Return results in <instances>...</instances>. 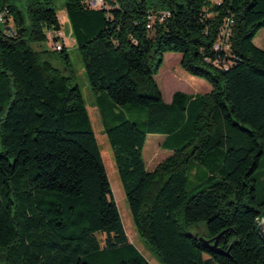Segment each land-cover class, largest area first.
Returning <instances> with one entry per match:
<instances>
[{"label": "trees", "instance_id": "obj_1", "mask_svg": "<svg viewBox=\"0 0 264 264\" xmlns=\"http://www.w3.org/2000/svg\"><path fill=\"white\" fill-rule=\"evenodd\" d=\"M105 2L25 0L24 14L0 0L14 30H0V264H150L126 234L82 92L53 64L69 71L70 56L46 46L62 31L60 10L137 234L163 264H264V50L254 43L264 0ZM167 53L211 91L166 103L155 76ZM119 106L145 113L132 120ZM153 134L171 154L149 171ZM197 165L208 171L189 190ZM201 224L203 233L188 231Z\"/></svg>", "mask_w": 264, "mask_h": 264}, {"label": "rangeland", "instance_id": "obj_2", "mask_svg": "<svg viewBox=\"0 0 264 264\" xmlns=\"http://www.w3.org/2000/svg\"><path fill=\"white\" fill-rule=\"evenodd\" d=\"M20 10L26 14L25 0H14ZM58 8H62L64 0H53ZM58 16L62 22L61 34L48 33L49 42L46 45L51 50H55L56 43L63 44L70 56L71 66L70 70L66 71L64 65L60 59H53V64L57 69L63 71V73L69 77L74 78L75 83L79 86L87 108L89 110L90 118L93 124V128L96 134V138L101 149L103 161L107 170V174L110 180L113 198L118 207L126 234L132 244L146 257L150 264H163L154 252L150 249L146 241L140 237L135 229L132 214L129 209L128 201L126 199L124 189L119 178L118 170L114 160L113 150L109 143L108 137L105 134L103 122L98 109V98L92 92L84 68L83 62L77 48L75 39L72 35L71 25L69 23L67 12L60 10ZM13 26V21L10 23ZM6 25L0 21V30H5ZM58 37L57 40L55 38ZM254 43L264 50V29H262L254 40ZM260 44V45H259ZM31 47L35 50H40V44L33 43ZM179 53H167L164 55V63L161 66L158 74L155 76L156 82L159 84L162 95L165 99H168L176 91L184 92L190 95H205L211 91V86L203 79L193 77L185 72L180 66ZM108 107V106H107ZM110 107H108V110ZM116 111V110H115ZM117 111L127 115L129 119L138 120L144 115V110L139 108H131L130 106H119ZM163 135H148L146 145L144 148V159L147 169L154 170L155 167L167 158L171 152L161 148V144L164 140ZM220 158L215 163L219 164ZM206 169L197 165L189 173L188 176V189L191 190L199 182L200 179L206 174ZM205 172V173H204ZM257 176L260 180L264 179V158L261 161V166L258 169ZM206 230L205 224H201L191 227L188 231L191 233H203ZM99 238H103V234H98Z\"/></svg>", "mask_w": 264, "mask_h": 264}, {"label": "built area", "instance_id": "obj_3", "mask_svg": "<svg viewBox=\"0 0 264 264\" xmlns=\"http://www.w3.org/2000/svg\"><path fill=\"white\" fill-rule=\"evenodd\" d=\"M216 1L220 2L221 0H216ZM84 2H85V4L87 5L88 8L94 9V10H98V9H102V8H107L108 7L106 2H105V0H84ZM150 19H151V21H150V23L148 25V28H151L153 26L155 20H156L155 17H152ZM0 21H1V23L6 24L5 20H4V17L2 15H0ZM4 31L8 35H13L14 34V30H13V27L11 25H10V27L6 28ZM54 45H55L54 49L57 50V51H60L63 48L62 44H60V43H56Z\"/></svg>", "mask_w": 264, "mask_h": 264}, {"label": "water", "instance_id": "obj_4", "mask_svg": "<svg viewBox=\"0 0 264 264\" xmlns=\"http://www.w3.org/2000/svg\"><path fill=\"white\" fill-rule=\"evenodd\" d=\"M258 230H259V233L260 235L264 238V220H262L258 226ZM200 241L206 243V244H209L208 241H206L204 238H200ZM218 247V244H217V241L214 243V245L212 246V249L213 250H216L218 253H223L220 249L217 248Z\"/></svg>", "mask_w": 264, "mask_h": 264}, {"label": "crops", "instance_id": "obj_5", "mask_svg": "<svg viewBox=\"0 0 264 264\" xmlns=\"http://www.w3.org/2000/svg\"><path fill=\"white\" fill-rule=\"evenodd\" d=\"M61 21V20H60ZM61 34V33H60ZM260 45V44H259ZM181 61V58H179V62ZM158 86H159V84H158ZM160 88V87H159ZM161 90V89H160ZM176 92H178V91H176ZM175 93V92H174ZM174 93L172 94V96L171 97H169L168 99H165L164 97H163V99H164V101L166 102V103H171V101H172V98H173V95H174ZM147 167V166H146ZM150 171H152V170H150Z\"/></svg>", "mask_w": 264, "mask_h": 264}]
</instances>
